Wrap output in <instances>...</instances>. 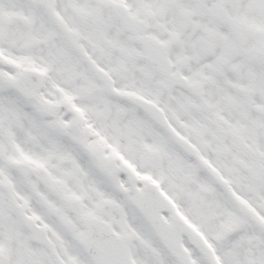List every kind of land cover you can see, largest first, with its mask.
<instances>
[{"label": "snow or ice", "instance_id": "6c2138e0", "mask_svg": "<svg viewBox=\"0 0 264 264\" xmlns=\"http://www.w3.org/2000/svg\"><path fill=\"white\" fill-rule=\"evenodd\" d=\"M0 264H264V0H0Z\"/></svg>", "mask_w": 264, "mask_h": 264}]
</instances>
